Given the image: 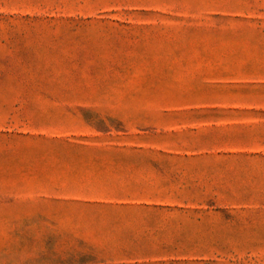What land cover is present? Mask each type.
<instances>
[{
	"label": "rangeland",
	"instance_id": "obj_1",
	"mask_svg": "<svg viewBox=\"0 0 264 264\" xmlns=\"http://www.w3.org/2000/svg\"><path fill=\"white\" fill-rule=\"evenodd\" d=\"M0 264H264V0H0Z\"/></svg>",
	"mask_w": 264,
	"mask_h": 264
}]
</instances>
